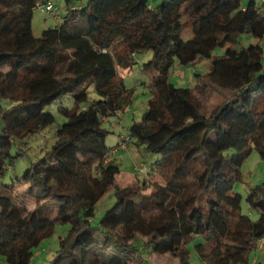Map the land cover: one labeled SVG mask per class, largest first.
Instances as JSON below:
<instances>
[{"label":"trees","instance_id":"trees-1","mask_svg":"<svg viewBox=\"0 0 264 264\" xmlns=\"http://www.w3.org/2000/svg\"><path fill=\"white\" fill-rule=\"evenodd\" d=\"M49 1L0 0V178L22 153L11 151L16 140L56 121L46 106L60 102L65 118L51 148L0 183V264H31L58 222L70 226L49 264H153L144 251L191 264L190 244L201 264H251L254 248L262 250L254 260L260 264L264 181L246 196L257 217L243 212L234 183L254 148L264 156V0H66L63 21L36 35L34 11ZM242 33L257 42L241 43ZM218 46L224 55L213 54ZM146 51L152 95L129 129L159 155L153 170L167 173L164 182L121 187L120 166L107 160L120 140L109 145L104 120L130 106L133 89L119 68H132ZM199 58L212 61L208 81L231 91L208 113L195 86L171 80L177 62ZM92 85L98 98L89 97ZM69 93L72 105L62 102ZM18 182L28 183L33 207L2 197V187ZM113 185L117 200L94 223Z\"/></svg>","mask_w":264,"mask_h":264},{"label":"rangeland","instance_id":"rangeland-1","mask_svg":"<svg viewBox=\"0 0 264 264\" xmlns=\"http://www.w3.org/2000/svg\"><path fill=\"white\" fill-rule=\"evenodd\" d=\"M57 5V15L45 13L38 6L36 7L33 15V29L36 35H40L45 27L58 25L63 21V14L66 12V0H52ZM161 0H150L154 5L158 4ZM249 0H241L242 5H246ZM258 4H262L263 0H256ZM192 34L191 28H186L183 32L185 38L190 37ZM241 43L248 45L251 42H257L258 38L250 36L247 33L240 34ZM264 48V38L261 40ZM226 47L218 46L214 49L213 54L221 56L225 54ZM152 56L151 51H146L137 56V61L132 68L120 67L118 78L122 77L127 87L133 89V99L130 106L120 114L110 115L108 119L104 120V126L110 129L108 135V143L110 146L117 144L122 136L127 138V147L119 150L108 151L107 160L116 162L120 166V172L117 175V182L121 187H132L142 184L146 179L164 182L166 176L165 170H153L154 161L159 157L157 153L148 151L144 145H138L136 138L131 136L130 125L135 121H141L145 110L148 107L151 93V81L153 72L144 69L143 63ZM211 59L199 58L191 65H182L176 63L171 70V80L177 86H190L194 87L193 91L195 97L202 102V110L204 113L210 112L216 103L220 100L227 98L231 95L229 88L219 86L214 82L208 81L207 73L210 70ZM263 65H264V52H263ZM197 83V84H196ZM90 99L98 98L99 95L95 91L94 86L89 87ZM62 102L66 105H72L74 99L72 95L65 94L62 97ZM60 103V102H59ZM58 102H54L46 106V110L55 113L56 121L50 126L36 132L30 136L22 139H17L12 146L11 151L16 154L18 151L22 152L15 158L16 162L11 170H8L5 176L0 178V183L12 182L18 174H22L25 168L30 165L32 160L39 159L42 154L51 148L56 140V129L60 123L64 121V116L58 111ZM123 138V137H122ZM241 177L236 179L234 183V190L242 193L243 212L250 213L253 217H257V211L253 210L246 196L250 188L257 183L264 181V156H262L257 149H253L249 156L244 160L240 167ZM153 170V171H152ZM150 172V173H149ZM150 179V180H149ZM28 183L18 182L14 187H2L1 195L3 198L10 199L11 201L25 203L30 208L35 205V199L27 195ZM116 186L113 185L108 188L97 204L93 222L97 223L117 200ZM69 223L58 222L55 225L53 233L40 242L35 247V253L31 264H49L55 257L57 249L60 247V237L65 234L69 228ZM102 235H98L101 238ZM143 248L141 240H137ZM258 249L254 248L250 252L251 264H254ZM143 258L150 260L153 264H178L177 259L170 254H155L144 251ZM190 261L191 264H201V260L190 244ZM1 264H5L3 261ZM260 264H264V258Z\"/></svg>","mask_w":264,"mask_h":264},{"label":"built area","instance_id":"built-area-1","mask_svg":"<svg viewBox=\"0 0 264 264\" xmlns=\"http://www.w3.org/2000/svg\"><path fill=\"white\" fill-rule=\"evenodd\" d=\"M39 7L41 8L42 11L52 14V15H57V5H55L53 2L49 1L45 5L39 4ZM123 137V138H122ZM121 140L119 141L118 148L122 149L127 147V138L126 136H122ZM259 246L264 249V236L263 238L259 241Z\"/></svg>","mask_w":264,"mask_h":264},{"label":"crops","instance_id":"crops-1","mask_svg":"<svg viewBox=\"0 0 264 264\" xmlns=\"http://www.w3.org/2000/svg\"><path fill=\"white\" fill-rule=\"evenodd\" d=\"M259 254L262 252V250H258ZM256 260V259H255Z\"/></svg>","mask_w":264,"mask_h":264}]
</instances>
